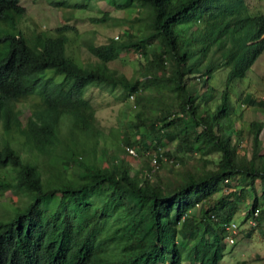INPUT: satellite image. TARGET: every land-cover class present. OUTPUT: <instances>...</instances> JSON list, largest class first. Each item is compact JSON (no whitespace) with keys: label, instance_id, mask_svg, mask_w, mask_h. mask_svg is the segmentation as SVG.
I'll return each mask as SVG.
<instances>
[{"label":"trees","instance_id":"1","mask_svg":"<svg viewBox=\"0 0 264 264\" xmlns=\"http://www.w3.org/2000/svg\"><path fill=\"white\" fill-rule=\"evenodd\" d=\"M111 1L136 6L135 31L127 28L119 43L89 44L94 58L79 62L65 52L63 33L41 31L27 44L14 29L23 5L0 0V195L7 191L0 200V264H180L178 235L200 264H218L223 237L235 241L240 230L226 228L239 209V222L254 220L243 234L263 232L264 120L248 122L249 147L232 121L242 105L264 112V95L235 97L230 85L264 49V13L251 14L244 0ZM127 45L140 57V75L107 63ZM217 67L225 70L219 91L211 81ZM115 85L114 99L125 100L131 116L119 147L103 160L84 93ZM28 99L21 122L18 102ZM128 139L136 155L150 158L133 165L117 156ZM162 159L172 160L171 181L158 173ZM245 195L250 200L240 207Z\"/></svg>","mask_w":264,"mask_h":264},{"label":"rangeland","instance_id":"2","mask_svg":"<svg viewBox=\"0 0 264 264\" xmlns=\"http://www.w3.org/2000/svg\"><path fill=\"white\" fill-rule=\"evenodd\" d=\"M52 1H56L58 4L55 5ZM19 2L23 5L24 11L16 16L14 29L21 31L26 43L29 45L34 44L41 31H46L51 35L63 33L67 37L65 52L79 62L94 58L88 52L87 47L89 44H98L107 41L108 38L115 39L117 43L125 40L128 36L126 29L134 26L133 21L135 22V16L137 15L135 5L117 8L111 0H19ZM246 2L251 14L264 12V0H246ZM74 4H76L75 8L72 6ZM226 4L231 6L234 4V0H227ZM144 12V9L141 8L138 14L148 23V18L144 17ZM104 13L107 15L106 19L97 20L101 19ZM131 31L134 32L135 28H131ZM118 47L124 48L118 50V58L109 60L107 62L108 65L115 67L126 76L142 74L143 67L139 68L141 62L138 54L128 48L130 47L128 45ZM224 74L225 70L220 67H217L212 74L211 81L216 86L217 91L220 90ZM54 78L60 79L61 74H56ZM108 86L111 87L110 85ZM115 86L113 91L108 90L106 87L91 86L84 93L94 108V116L101 131L95 151L97 157L103 160L105 159V154L112 149L116 141L121 142V138L125 134V121L131 116L126 101L118 98L114 99V93L120 92V86ZM230 91L235 94V97L236 95L241 97L244 92L248 91L255 96L264 95V50L257 57L251 68L248 69L245 77L232 81ZM120 97L122 98L121 94ZM31 100L18 102V106L23 109L20 117L21 122H23L25 115L28 113V106ZM240 107V117L232 121V127L241 129V145L249 147L248 122L253 119L264 120V112L252 106L242 105ZM260 138L264 148V127L260 131ZM127 141L128 144L135 148L131 139ZM172 147L173 145H169L168 150L170 151ZM181 154L182 160L195 163L194 155ZM145 155L138 153L135 156H130L121 151L117 152V156H122L124 160L129 161L133 165H139L143 158L147 159L149 157ZM105 161L107 162V160ZM162 162L163 165L159 168L158 173L164 180L166 179L165 181H171L173 177H176L174 170H167V165L172 160L166 162L162 159ZM236 183L239 187L242 185L240 181ZM259 189V184L256 182L255 192L259 193ZM218 194L219 192L215 193L214 197H217ZM6 195L7 191L2 196L0 195V200L5 201ZM249 200L250 195H245L244 199L240 201V207L248 203ZM192 211L196 213L197 207L195 206ZM242 213L243 211L240 209L235 213V221L237 220V223H235L236 225L238 224V230H240L234 244L229 243L226 239L224 240L223 255L218 264H234V262L237 264H264V222L261 226L263 229L262 233L257 227H254L249 235H245L243 234L245 231H241V229L245 227L247 229L249 224H247L246 220L238 223ZM177 239L182 255V264H190L191 261L187 259V263L186 258L191 257L192 251L191 247H189L191 243L182 239L180 235L177 236Z\"/></svg>","mask_w":264,"mask_h":264},{"label":"clouds","instance_id":"3","mask_svg":"<svg viewBox=\"0 0 264 264\" xmlns=\"http://www.w3.org/2000/svg\"><path fill=\"white\" fill-rule=\"evenodd\" d=\"M245 2H246V0H244ZM246 4H247V2H246ZM248 5V4H247ZM248 11H249V6H248ZM261 13H264V12H261ZM256 14H258V13H256ZM262 35L264 36V31H263V33H262ZM261 35V36H262ZM264 50V49H263ZM263 50H262V52H263ZM261 52V53H262ZM260 53V54H261ZM259 54V55H260ZM258 55V56H259ZM257 56V57H258ZM257 59V58H256ZM255 59V60H256ZM255 60H254V62H255ZM253 62V63H254ZM253 65V64H252ZM85 95V94H84ZM86 97V96H85ZM87 98V97H86ZM90 102V101H89ZM90 104H91V102H90ZM91 106H92V104H91ZM93 107V106H92ZM94 109V108H93ZM101 136V134H98V136H97V138L96 139H98L99 137ZM116 142H118V141H116ZM119 142L117 143V145H116V147H119ZM96 146H97V143H96V145H95V149H96ZM121 146H123V147H120V149H122L123 148V150L126 152V154H128V155H131V156H135L136 155V150H135V148L134 147H132L130 144H123V145H121ZM130 149L134 152V153H132L131 151H130ZM125 152H123V153H125ZM225 240V238L223 237V242H225L224 241ZM227 240V239H226ZM231 244H234V241L231 243ZM187 259H189L191 262H192V264H200L199 263V261L197 260L198 259V256H196V255H193V253L191 254V257L189 258V257H187L186 258V261H187ZM221 259V258H220ZM191 262H190V264H191ZM219 262V261H218ZM159 263H163V264H169V262H167V261H165V262H159ZM187 263H188V261H187ZM180 264H182V255H181V262H180Z\"/></svg>","mask_w":264,"mask_h":264},{"label":"built area","instance_id":"4","mask_svg":"<svg viewBox=\"0 0 264 264\" xmlns=\"http://www.w3.org/2000/svg\"><path fill=\"white\" fill-rule=\"evenodd\" d=\"M130 151L132 153H134L131 149H130ZM257 212H258V208H255L252 213H253V215H256ZM235 222L236 221H234V220L233 221H230L229 224L226 226V228L229 229V230H231V231H235L236 228H237V226H238V224L236 225L237 222L236 223ZM246 222H247V224L252 225L254 223V220H253V218H248L246 220ZM224 238L227 239V241L229 243H232L234 241L233 237L230 236V235H225Z\"/></svg>","mask_w":264,"mask_h":264},{"label":"crops","instance_id":"5","mask_svg":"<svg viewBox=\"0 0 264 264\" xmlns=\"http://www.w3.org/2000/svg\"><path fill=\"white\" fill-rule=\"evenodd\" d=\"M237 221V220H236ZM238 223H239V221H238Z\"/></svg>","mask_w":264,"mask_h":264}]
</instances>
